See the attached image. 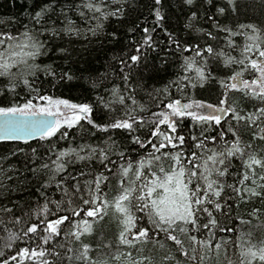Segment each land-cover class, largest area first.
Listing matches in <instances>:
<instances>
[{
	"label": "snow or ice",
	"instance_id": "obj_1",
	"mask_svg": "<svg viewBox=\"0 0 264 264\" xmlns=\"http://www.w3.org/2000/svg\"><path fill=\"white\" fill-rule=\"evenodd\" d=\"M180 2L189 13L186 27L203 32V43L184 40L169 30L166 0L143 4L153 17L150 26H145L147 16L129 18L136 11V0H27L23 19H0L4 26L0 28V141L28 144L27 150L0 152V231L5 233L7 249V258L0 251V264H72L73 259L77 264H154L144 251L148 245L160 253V264H207L213 259L220 264L221 255L227 264H264V240L257 245L252 232L264 228V0H224L219 5L217 0ZM209 8L215 9L211 15ZM202 9L211 30L197 28ZM249 10L258 11L259 18L248 17ZM241 16L248 22H241ZM110 19L115 23L107 31L105 22ZM161 32L166 39L158 38ZM221 33L228 37L227 47L240 48L239 57L210 43L218 41ZM126 36L131 37L133 53L114 59L119 61L123 88H131V93L125 96L114 86L115 99L104 104L109 110L114 103L124 105L122 117L97 123L92 105L50 94L52 88L71 91L85 73L93 89L107 79L106 73L91 78L90 61L75 48L77 41L91 44L96 38L101 44L115 45ZM236 37H243L245 43L238 45ZM165 48L168 51L161 56ZM149 52L162 60L159 67L148 65ZM193 52L183 56L177 80L148 93L158 101L157 110L137 105L133 93L167 71L169 54ZM210 60L216 61L211 67ZM213 69L230 71L219 79ZM134 72L146 73L135 85L130 83ZM213 81L225 90L216 105L186 96L187 103L169 99L170 87L183 94L187 88H203ZM230 92L257 103L250 110L239 99L229 103ZM97 99L103 102V97ZM146 111L147 119L141 115ZM185 117L200 126V136H191L195 150L185 148L186 137L178 132ZM82 121L95 129L92 135L108 134L102 145L56 151L49 143L42 153L28 143L37 135L40 141H51L57 133L66 139L68 132L61 129L83 127ZM240 128L249 139L242 138ZM210 130L216 135H207ZM113 133L121 139L117 141ZM133 151L140 153L138 159L131 156ZM21 153L23 166L17 167L11 161ZM76 164L89 170L81 168L74 174L70 166ZM94 164L104 171L93 170ZM112 176L118 178V193L109 200L106 189ZM49 189L59 192L60 199H53ZM37 193L43 203L33 207L31 197ZM109 209L120 225L114 242L103 233ZM237 225L247 226L248 231ZM92 237L95 246L86 241ZM103 249L109 250L107 258H100Z\"/></svg>",
	"mask_w": 264,
	"mask_h": 264
},
{
	"label": "trees",
	"instance_id": "obj_2",
	"mask_svg": "<svg viewBox=\"0 0 264 264\" xmlns=\"http://www.w3.org/2000/svg\"><path fill=\"white\" fill-rule=\"evenodd\" d=\"M27 0H0V19H7V18H21L23 19L27 14V8L25 7V3ZM224 0H217V5L223 3ZM148 3V0H136V11H133L130 13V19H134L136 16H140V19L143 20L144 17H148V20L145 24V26H150L153 20V17L149 16L148 9L143 7V4ZM166 15L167 20L166 24L170 31H173L175 34L180 36L184 40L194 41V40H200L201 43L204 42L206 37H203V32H198L195 30H190L186 27L188 24V16L189 13L187 12V9L185 7L181 6L180 0H166ZM115 5H113V9H115ZM215 9H208L209 15L214 12ZM248 17H254L259 18V13L253 12L252 10H249ZM74 19L77 20V23L82 27L85 28L86 25L79 20L78 16H74ZM220 19H223L222 17ZM241 22H248L247 18L245 16H241L240 18ZM95 22L93 21V24ZM115 21L110 19L109 21L105 22V27L107 31L112 30V25H114ZM232 21L229 20V26H231ZM4 26H0V28H3ZM19 27V25H16L13 27V31H15V28ZM197 28H202L204 31L211 30V25L207 20V17L204 15V10H201L200 13V20L197 23ZM123 33V29H121ZM191 33V34H189ZM90 35V34H89ZM139 34L136 35V39H139ZM159 39H166L163 35V33H159L158 36ZM93 40V43L89 44L88 41H85L83 39L76 42L74 45L78 52H81L82 55L87 58L90 61V67L92 69V77L93 79L100 76L101 73L107 74V79L105 80L104 84H101L99 88L93 89L89 82H88V74L85 73V79L75 82L76 87H74L71 91H68L66 88H52L50 90V94H52L54 97H59L62 99H68L70 102L73 103H87L92 105L93 107V119L97 123H105L108 122L110 117H122L123 111H124V105H121L119 103L112 104V109L109 110L104 107V104H107L110 100H114L115 98L111 94V88L112 87H119L121 94L127 96L131 93V88L128 90H125L123 88V81L121 79V76L118 72L119 68V61L117 59H114V57L119 56H125L128 54L133 53L132 47L129 46L131 37H125L124 40H122L119 44H109L106 41L101 44L99 40L96 38H91ZM227 39L223 33L220 34V39L218 41H210V43H213L218 49H222L226 54L230 53L233 56L239 57L240 55V48H236L233 50L232 48L227 47ZM235 42L242 46L245 41L243 37H236ZM87 49V51H85ZM168 50L165 48L161 52V56L167 52ZM195 53H183V54H169L168 55V61L169 64L165 65L167 67L166 72H161L158 76H156L154 79L147 82L146 88H137V91L133 93L137 105H144L145 108L151 109V110H157L155 105L158 103L157 100H154L152 97L148 95L149 92H153L156 89H163L166 85H169L170 81L177 80L178 75L180 72V64L182 62L183 56L188 55H194ZM47 61V57L43 58ZM148 65H156L157 67L160 66L162 63V60L157 58V54L154 52H149L147 56ZM51 62V61H48ZM60 61L57 60V63ZM216 63L215 60H210V67ZM223 66L221 65V69ZM229 69H223L221 72H217L216 69H213V75H217L219 79H225V73L229 72ZM140 75H146V73H138L134 72L131 80V84L135 85L139 81ZM247 75V74H246ZM140 83H144L141 81ZM105 85L107 87H105ZM170 96L169 99H181L182 103L189 102V99H194L197 101L204 102L205 104L211 103L213 105H216L219 101V99L222 98V93L225 91L217 81L210 82L206 84L203 88L197 87V88H187L185 89V92L182 94L180 93L175 87H170ZM49 94V93H45ZM229 103H231L234 99H239L241 106H244L251 109V105L257 103L256 101L251 100H244L241 98V94L238 92H230L229 94ZM188 97L189 99H186L184 97ZM97 97H103V102L97 99ZM161 98H163L161 96ZM167 102V101H166ZM126 105L131 106V101L126 100ZM147 119L150 115L149 111H146L144 113H141ZM227 119V116H226ZM235 123V121H233ZM83 127L76 126L72 129H61V131H67L68 136L67 138H61L60 134L57 133L55 137L52 138L51 141H40L39 139L28 141L29 144L32 146H36L39 148V150L44 153L45 148L49 143L53 144L55 146L56 151H63L66 149L71 148H77L80 145L83 144H92V145H102L103 141L107 138L106 133H96V135H92V132H95V129H91V126L87 125L85 122H81ZM225 128L227 127V124L224 125ZM239 131L242 134V138L247 140L249 139L248 135L245 133L243 128H240ZM178 132L186 137V144L185 148L188 150H195L192 148L193 141L191 140V136H200V126L194 125L193 121L190 117H185L181 122H179ZM114 138L119 141L121 139L120 135H117L116 133L112 134ZM207 135H216L215 131H209ZM229 138H231L229 134ZM209 147H212L213 145L209 144ZM16 147H22L26 150L28 149V144H25L23 141H7L3 142L0 141V152H3L4 154H8L11 150L15 149ZM151 150L150 148L148 149ZM145 150H140V153H143ZM167 151V149L165 150ZM140 153L133 151L131 153V156L133 158H139ZM47 154V153H45ZM113 159H116L117 157H112ZM23 160H24V154H19V159L16 157L12 158L11 163L15 164L17 167L23 166ZM236 164L239 165V161H236ZM84 168L85 171H88V167H85L83 164H76L75 166H70V171L74 174H79V169ZM99 169L100 171H104V169L98 165L94 164V169ZM91 177H89L90 179ZM83 179V178H82ZM117 177L112 176L110 178L109 182V189H106L108 191V199L111 200L117 193L118 189L116 188L117 184ZM231 182V179L229 180ZM49 195L53 199H60V193L55 191L54 189L48 190ZM33 201V207L36 206V203H43V199L39 196L37 193L36 195H33L31 197ZM109 217H106V220H108V223L104 226L103 233L104 238L106 240H112L115 241V237L118 234L120 230V225L118 221L115 219V213L113 209H109ZM69 213H60V215H64ZM235 215V213L233 214ZM52 219H55V217H51ZM74 220L78 219L76 217H73ZM91 219V218H88ZM223 222V219H222ZM229 224L232 223L231 220L227 221ZM255 223V222H254ZM65 231H68V228L65 226H61ZM238 229H242L243 231H248L247 226L244 225H237ZM253 232V242L259 245V241L264 240V228L261 229H252ZM99 233V229H98ZM220 236H227L231 237L233 233H220ZM5 236V233L3 231H0V251L5 252V258H7V249L4 248V245L6 243V240L3 238ZM86 241H91L93 245L95 246L96 238H86ZM20 247L26 246L24 244H20ZM35 246V245H33ZM69 246L72 247H78L77 245L70 244ZM113 249L112 251H114ZM145 254L151 256L154 260V264H160V253L153 250L151 245H148L145 248ZM174 251V249H173ZM232 250L229 249V254L231 255ZM95 255V254H94ZM109 255L108 249H103L102 253L100 254V258H107ZM182 262L184 258L182 256L178 257ZM233 259H235V256H232ZM14 264V262H13ZM28 264H31L29 261ZM65 264H67V261H65ZM72 264H77L75 259H73ZM207 264H217L216 260L213 259L211 261H208ZM220 264H227L225 261L223 255L220 257Z\"/></svg>",
	"mask_w": 264,
	"mask_h": 264
},
{
	"label": "water",
	"instance_id": "obj_3",
	"mask_svg": "<svg viewBox=\"0 0 264 264\" xmlns=\"http://www.w3.org/2000/svg\"><path fill=\"white\" fill-rule=\"evenodd\" d=\"M36 139H39V136H34V137H29V140L28 141H33V140H36ZM22 141V140H20Z\"/></svg>",
	"mask_w": 264,
	"mask_h": 264
},
{
	"label": "rangeland",
	"instance_id": "obj_4",
	"mask_svg": "<svg viewBox=\"0 0 264 264\" xmlns=\"http://www.w3.org/2000/svg\"><path fill=\"white\" fill-rule=\"evenodd\" d=\"M204 111H207L206 109Z\"/></svg>",
	"mask_w": 264,
	"mask_h": 264
}]
</instances>
